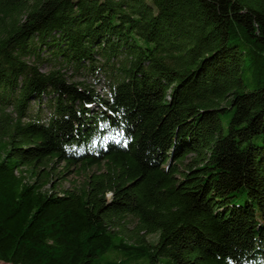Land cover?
I'll use <instances>...</instances> for the list:
<instances>
[{"label": "trees", "instance_id": "16d2710c", "mask_svg": "<svg viewBox=\"0 0 264 264\" xmlns=\"http://www.w3.org/2000/svg\"><path fill=\"white\" fill-rule=\"evenodd\" d=\"M145 260L264 264V0H0V262Z\"/></svg>", "mask_w": 264, "mask_h": 264}, {"label": "rangeland", "instance_id": "374dc122", "mask_svg": "<svg viewBox=\"0 0 264 264\" xmlns=\"http://www.w3.org/2000/svg\"><path fill=\"white\" fill-rule=\"evenodd\" d=\"M51 68H52V66L48 62H44L43 64L40 65V69H42L43 71H48ZM62 71L65 73L66 77L70 81H82V82H86L88 84H93L96 81L95 78H92L90 76H84V75L79 76L77 73L73 72L71 69H62ZM242 75H243L244 82L246 84H248L247 71L244 70ZM100 80H101L100 83L103 85L102 78H100ZM101 84H95L96 85L95 87L101 93H105L104 89H101L103 87ZM251 88H252V86L250 85L248 87V89H251ZM222 122H223V125L226 126V116L225 115L222 117ZM191 156H192V154L187 155L186 160H189V158ZM61 165H63V164H61ZM59 167L60 168H58V170L61 171V166H59ZM84 179H85L84 173H78L76 168H71V170L69 172H66L62 178L58 179L57 177L54 176L52 180H54V183L58 184V187H59L58 189L60 190V189H64V188H71V187H74L75 185H77V186L81 185L83 183ZM127 223H128L127 226L129 227V229H132L135 226L136 221L133 218L129 217ZM145 237H146V239L154 238L153 235H147ZM114 255H115V253L108 252L102 258L104 260L112 259L114 257ZM0 264H6V263L0 262ZM140 264H151V263L149 261L145 260V261H142ZM154 264H159V262H156Z\"/></svg>", "mask_w": 264, "mask_h": 264}]
</instances>
